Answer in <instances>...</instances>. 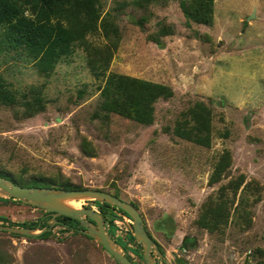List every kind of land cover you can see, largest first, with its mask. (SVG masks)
<instances>
[{
    "label": "rangeland",
    "instance_id": "374dc122",
    "mask_svg": "<svg viewBox=\"0 0 264 264\" xmlns=\"http://www.w3.org/2000/svg\"><path fill=\"white\" fill-rule=\"evenodd\" d=\"M180 1L76 0L87 41L76 40L49 74L0 54L16 94L15 102L0 100V173L117 191L169 264H264V0H185L192 12L212 6L207 22L187 20ZM120 76L170 88L151 101V121L109 102L105 83ZM41 84L39 101L22 97ZM127 88L114 89L126 100ZM209 205L221 213L212 227L202 220ZM47 212L0 200V214L14 222ZM114 224L123 236L126 222ZM72 230H0V264H118Z\"/></svg>",
    "mask_w": 264,
    "mask_h": 264
},
{
    "label": "trees",
    "instance_id": "16d2710c",
    "mask_svg": "<svg viewBox=\"0 0 264 264\" xmlns=\"http://www.w3.org/2000/svg\"><path fill=\"white\" fill-rule=\"evenodd\" d=\"M75 2L76 0H0V54L5 55L14 53L17 59L34 62L39 71L49 74L56 62L60 60L62 56L68 55L73 50V45L76 43V40L81 39L83 42L87 41L85 38V31L89 30L90 27L75 20ZM180 5L187 20L196 19L199 22H207L211 20L212 11L210 10H212V6L205 7L204 5H200L192 12V9L186 4L185 0H181ZM207 9H209V12ZM116 80L119 81L114 82V79L110 77L105 83L103 93L105 94L106 91L109 93V102H112L116 109H125L129 112V115L135 119H146L143 121L152 120L150 117L152 110V106L150 105L151 101L159 95H169L171 92L168 86L143 79L120 76ZM42 87V84L31 85L28 88V91L25 94H22V97L29 102H37L41 99L40 94L42 92ZM114 88H127L132 92L135 91L138 95L141 94V96L138 98L131 92L130 94H127L126 100H123L122 95H118L119 90L117 91V89ZM15 99V91L13 88L8 87L6 79L3 74L0 73V100H12L15 102ZM194 140L204 144L199 138H195ZM217 171L218 168H216L215 172ZM0 175L5 176L3 173H0ZM14 181L21 185L56 186L67 189L86 188L81 185H74L63 181H60L59 183L52 181ZM114 194L119 196L117 191H115ZM10 198L13 197L0 196V200ZM17 200L20 201L19 199ZM94 202L98 204L99 211L109 220V232L122 244L127 256L131 258L135 264H138V261L127 251V248L130 247L136 256L143 260L141 243L134 238L129 228L125 231L126 240H123L122 236H115L114 219L117 216L112 211V206L106 202H100L97 200H94ZM120 210L122 209L120 208ZM219 210L220 208L218 205H209L203 212V224L212 227L211 223L214 225V223L221 217ZM49 217L48 214L47 218L18 223L11 221L7 216L0 214V220L2 223L20 226L39 225L41 227L46 224ZM56 218L59 220L56 224H61L64 228L73 229L72 231L79 232L76 228H73L74 226L80 225L76 218L63 214L57 215ZM10 233L22 235L16 232ZM50 233L51 230H46L38 236L46 237Z\"/></svg>",
    "mask_w": 264,
    "mask_h": 264
},
{
    "label": "water",
    "instance_id": "95a60500",
    "mask_svg": "<svg viewBox=\"0 0 264 264\" xmlns=\"http://www.w3.org/2000/svg\"><path fill=\"white\" fill-rule=\"evenodd\" d=\"M0 196L19 199L48 210L49 218L44 226H20L2 223L0 230L16 232L26 236H38L46 230H51L54 223H58L57 215H67L76 218L80 226L79 232L94 238L113 255L118 264H135L125 252L124 247L108 230L109 220L103 213L90 206H75L69 201L97 200L112 206L115 214L128 220V227L134 238L141 243L142 255L146 264H169L164 260L163 253L156 241L147 232L143 217L137 207L131 202L107 190L97 188H61L56 186L21 185L7 176L0 175ZM116 208L123 209L126 213L119 212Z\"/></svg>",
    "mask_w": 264,
    "mask_h": 264
},
{
    "label": "flooded vegetation",
    "instance_id": "af4514ba",
    "mask_svg": "<svg viewBox=\"0 0 264 264\" xmlns=\"http://www.w3.org/2000/svg\"><path fill=\"white\" fill-rule=\"evenodd\" d=\"M90 202H92V201H94V200H89ZM94 205V204H93ZM90 207H93L94 209H96V210H98L99 211V207H94V206H90ZM119 212H121V213H126L125 211H123V209L122 210H120V208H116ZM112 211L114 212V210L112 209ZM115 213V212H114ZM116 216H118V215H116ZM121 216V215H120ZM123 216H121V218H122ZM144 225H145V228H146V230H147V232L150 234V236L156 241V239L152 236V234L149 232V230H148V228H147V226H146V224L144 223ZM78 226H80V225H78ZM78 226H74L73 228H76V227H78ZM108 227H109V224H108ZM114 234H115V232H114ZM115 236H118V235H116L115 234ZM122 238H123V240H126V238H125V236L123 237L122 236ZM156 243H157V245H158V247H159V249L162 251V248L160 247V244L156 241ZM129 244V243H128ZM127 251H128V248H127ZM129 252V251H128ZM162 253H163V251H162ZM163 257H164V260L165 261H167V259L165 258V256H164V254H163ZM143 262H144V264H146L145 263V261H144V259H143Z\"/></svg>",
    "mask_w": 264,
    "mask_h": 264
},
{
    "label": "bare ground",
    "instance_id": "6f19581e",
    "mask_svg": "<svg viewBox=\"0 0 264 264\" xmlns=\"http://www.w3.org/2000/svg\"><path fill=\"white\" fill-rule=\"evenodd\" d=\"M81 200L83 201V199H81V198H79V199H77V200L71 199L69 202H70L71 204L75 205V206H80L81 203H79V202H80Z\"/></svg>",
    "mask_w": 264,
    "mask_h": 264
},
{
    "label": "built area",
    "instance_id": "2783aa9c",
    "mask_svg": "<svg viewBox=\"0 0 264 264\" xmlns=\"http://www.w3.org/2000/svg\"><path fill=\"white\" fill-rule=\"evenodd\" d=\"M119 218L122 219L123 221H125L126 224H127V226H126L125 229H124V234H123V237H124V235H125V231L129 228V227H128V222H129V221L126 220V219H124L123 217L121 218V216H117V217H115L114 220L117 221Z\"/></svg>",
    "mask_w": 264,
    "mask_h": 264
},
{
    "label": "clouds",
    "instance_id": "9594fccd",
    "mask_svg": "<svg viewBox=\"0 0 264 264\" xmlns=\"http://www.w3.org/2000/svg\"><path fill=\"white\" fill-rule=\"evenodd\" d=\"M93 208V207H92Z\"/></svg>",
    "mask_w": 264,
    "mask_h": 264
}]
</instances>
